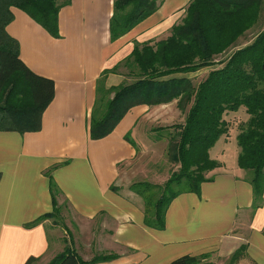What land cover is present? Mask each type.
I'll return each instance as SVG.
<instances>
[{"label": "crops", "instance_id": "1", "mask_svg": "<svg viewBox=\"0 0 264 264\" xmlns=\"http://www.w3.org/2000/svg\"><path fill=\"white\" fill-rule=\"evenodd\" d=\"M66 1L58 13L59 38L22 10L10 8L5 32L16 42L24 65L53 81L54 96L38 131L0 126V264L55 255L51 219L29 226L51 213L55 202L65 215L61 219L73 222L69 243L83 261L103 254L113 258L95 264H170L183 256L201 263L264 264V200L255 207L248 174L237 166L239 151L231 166L224 160L233 140L222 136L219 150L216 142L209 152L219 163L208 174L212 180L198 194L176 196L166 210L164 229L155 230L144 223L143 199L124 182L132 174L129 166L152 149L145 142L148 126L182 124L185 113L176 101L137 105L106 137L91 140L89 135L101 73L123 62L135 45L166 40L192 0H159L152 15L116 40L110 36L114 0ZM253 27L229 53L247 46L262 30ZM225 58L217 57L215 63ZM214 67L218 65L169 78L203 79ZM121 69L106 75L107 89L133 81Z\"/></svg>", "mask_w": 264, "mask_h": 264}, {"label": "trees", "instance_id": "2", "mask_svg": "<svg viewBox=\"0 0 264 264\" xmlns=\"http://www.w3.org/2000/svg\"><path fill=\"white\" fill-rule=\"evenodd\" d=\"M158 1L114 0L111 40L152 15ZM67 3L0 0V126L7 131H38L42 113L54 96L53 81L29 70L18 56L16 42L7 36L10 8L22 10L53 38H59L58 13ZM185 12L166 40L135 45L123 62L101 73L90 116V138L100 140L137 105L150 107L176 101L177 108L185 113L184 123L158 128L159 139L167 140L166 157L173 168L166 182L162 186L143 182L129 187L144 201L145 225L155 230L164 229L166 210L176 196L198 194L201 185L212 180L208 174L219 163L210 158L209 152L228 134L229 125L224 117L240 108H244L248 118L238 126L235 138L239 148L237 166L248 174L255 207H261L264 200V30L247 46L215 63L217 56L225 54L239 37L264 19V0H192ZM216 64L218 67L197 84L187 78H169ZM121 67L133 81L105 89L106 75L117 73ZM60 211L55 202L51 213L29 226L61 219ZM112 258L95 256L83 261L71 243L65 241L63 251L47 264H95ZM25 264H41V258H30ZM170 264L213 263L183 256Z\"/></svg>", "mask_w": 264, "mask_h": 264}, {"label": "rangeland", "instance_id": "3", "mask_svg": "<svg viewBox=\"0 0 264 264\" xmlns=\"http://www.w3.org/2000/svg\"><path fill=\"white\" fill-rule=\"evenodd\" d=\"M264 30V19H261V21L258 22L257 25L253 27V31L258 30ZM249 39L253 38V35L249 34ZM229 51L226 52V54L222 56L217 57H227L229 54ZM216 57V58H217ZM124 71L121 68L117 69V73ZM201 72V71H199ZM200 80H202V76L199 77V75L194 77L193 83L197 84ZM128 82L125 81L124 84H127ZM105 87V82H104ZM105 89H107L105 87ZM112 89V88H108ZM111 97V95H110ZM248 118V115L246 114L244 108H240L237 112L229 113L224 117L225 121L229 125L228 134L225 136L228 140H233L232 144H230L228 155L225 157V161L228 165L231 166V164H234L235 162V150L239 151V148L236 143V135L239 132L238 126L246 121ZM148 130L146 132L147 135H149L150 139L148 141H145L147 143V148L150 147L152 149H147L145 152V155L139 156L136 162L132 163L129 168L131 169V173L129 174V177L125 180V184H134V183H143L148 182L154 185H160L162 186L166 180L169 178L171 170L173 169L170 165V163L167 160L166 157V149H167V140L166 139H159V136L161 135V132L158 130V128H163L161 124H153L148 126ZM165 127V126H164ZM159 131V132H157ZM157 137V138H156ZM161 140L165 141V143L161 146ZM222 146V141L217 142L216 149L219 150V148ZM212 151V150H211ZM212 159H215L216 157H212ZM152 159V160H151ZM212 172V171H211ZM209 172V174H211ZM176 189V188H174ZM64 216V213H61V216ZM68 220V219H67ZM55 221H58L57 224H55ZM51 219L49 221V224L51 225L50 228V239L52 244H58L55 246L54 249V256L50 255L48 259L42 260L41 264H47L49 263L53 257L58 255L63 251V248L65 246V241L69 243V233H73V226L71 223L72 221H66L65 218L63 219ZM104 256L103 254H101Z\"/></svg>", "mask_w": 264, "mask_h": 264}]
</instances>
